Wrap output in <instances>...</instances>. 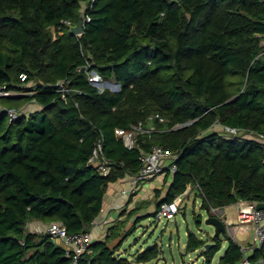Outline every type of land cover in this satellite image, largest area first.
I'll list each match as a JSON object with an SVG mask.
<instances>
[{
	"label": "trees",
	"instance_id": "trees-1",
	"mask_svg": "<svg viewBox=\"0 0 264 264\" xmlns=\"http://www.w3.org/2000/svg\"><path fill=\"white\" fill-rule=\"evenodd\" d=\"M80 15L79 34L60 24ZM85 59L119 89L99 90L76 71ZM63 78L65 99L54 87ZM0 85L33 91L0 96V264H70L61 244L27 223L90 230L108 185L136 173L153 146L175 152L177 169L167 171L172 181L150 215L188 185L199 187L208 216L211 207L264 202V145L214 128L264 132V0H0ZM21 107L30 113L10 121L5 110ZM155 113L164 121L147 123ZM139 122L155 130L129 149L115 130ZM100 137L111 164L105 176L88 164ZM140 210L128 212L135 217L128 230L125 221L110 226L76 264L158 258L157 243L129 256L118 251L145 217ZM186 236L187 250L206 242ZM226 239L217 264H238L240 246ZM221 242L213 237L203 251L206 264ZM249 258H264V247Z\"/></svg>",
	"mask_w": 264,
	"mask_h": 264
},
{
	"label": "built area",
	"instance_id": "built-area-1",
	"mask_svg": "<svg viewBox=\"0 0 264 264\" xmlns=\"http://www.w3.org/2000/svg\"><path fill=\"white\" fill-rule=\"evenodd\" d=\"M85 21H89V18L87 17ZM60 24L67 26L69 29L74 25L70 19H61ZM76 71H83L87 80L99 90H102L105 87H108L111 90L119 89L118 83L104 81L101 75H99L91 67V63L87 59H85V61L76 68ZM20 79L24 81L25 76L20 75ZM69 85L70 80L63 78L55 82L54 87L61 93V97L65 99L66 93L70 91ZM28 86H33L36 88V85H31V83L27 84L26 87ZM32 92V90L25 91L22 89H8L6 85H0V96L15 97L31 94ZM5 111L7 112L10 121L18 118L22 113H30L29 108L23 107L7 108ZM156 118L159 121H164V118L157 113L149 115L147 119L153 120ZM214 128L227 137L233 138L240 136L242 138H250L264 145V132H254L247 129L221 124H215ZM149 131L150 130L147 129L141 122L137 124H131L130 129L128 130H123L121 128H116L115 130L116 134L122 137L124 145L129 149L138 146V136ZM175 157V152L171 150H164L160 146H153L150 151L141 153L139 156L140 168L136 173L130 176L129 187L121 189L120 195L128 198L135 193L137 184L140 181L151 179L154 176L166 171L175 172L177 169L174 163ZM166 162L168 164H165ZM88 164L96 166L97 171L104 176L109 173L111 164L110 161L103 155L102 137L96 140L94 148L88 159ZM257 203L258 202L255 201H239L236 203L237 221L240 224L239 228L241 229L242 226L249 225L253 232L252 241L249 244L240 245V252L242 254L240 264H264V258H249V252L253 251L255 248L264 247V209H256ZM180 205V197H175L173 201L170 202L163 201L160 203L158 208L157 217H163L167 221L172 220ZM211 212L225 222L224 217H222V207H211ZM95 223L96 221H92L90 226H93ZM225 224L226 230L230 234L234 233L236 227L238 228V226H235L232 222L226 221ZM34 231L47 232L55 242L59 241V243L64 247L65 255L71 258L70 264H76L79 257L85 250H87L90 243L92 242L90 230L69 233L65 225L55 221L50 222L44 228L42 226H37Z\"/></svg>",
	"mask_w": 264,
	"mask_h": 264
},
{
	"label": "rangeland",
	"instance_id": "rangeland-1",
	"mask_svg": "<svg viewBox=\"0 0 264 264\" xmlns=\"http://www.w3.org/2000/svg\"><path fill=\"white\" fill-rule=\"evenodd\" d=\"M180 126L177 125L176 127ZM165 164L168 163L166 162ZM162 175L158 174L151 179L140 181L137 184V197L141 200L138 203L141 204V210L138 214L149 213V216L141 218L134 232L127 237L128 239L127 241L125 240L126 242H124L123 246L128 250L129 254H135L157 243L160 253L158 258L137 264H206L204 261L203 246L194 250L186 249L187 232H192L195 236L205 241H210L214 234V226L205 223L208 213L200 206V196H190L189 199H184V202L181 203L172 220L167 221L163 217L158 218L157 216L150 215L155 210L154 204L156 205V199L152 198L153 190L151 186L159 187L163 191L166 190V186L159 179ZM170 179L171 176L169 175L167 183L170 182ZM235 211L236 206L231 207L227 212L233 218H236ZM198 215L201 216L200 222L197 221L196 216ZM222 216L224 217V215ZM234 225H240L237 219L234 220ZM27 229H29V226H27ZM223 233L220 234L223 245L217 252L213 264L218 262L228 242L225 239L227 235Z\"/></svg>",
	"mask_w": 264,
	"mask_h": 264
},
{
	"label": "crops",
	"instance_id": "crops-1",
	"mask_svg": "<svg viewBox=\"0 0 264 264\" xmlns=\"http://www.w3.org/2000/svg\"><path fill=\"white\" fill-rule=\"evenodd\" d=\"M30 106H31L30 108H32V109L38 108L36 105H30ZM147 123H152V119L151 120L148 119ZM147 129H149L150 131L155 130L154 128H152V126H147ZM160 174H163L162 176H160L159 179L166 186V190L163 191L159 187H154L153 185L151 186V189L153 190V197L152 198L156 199V201L158 199L162 198L166 194V191L169 187V184L172 181V176H171V174H168L167 171L160 173ZM169 175L171 176V179H170V182L167 183ZM130 176L131 175L120 178V179L116 180L115 182H112L108 185V187L104 193L102 209H101L99 215L93 220V221H96V223L93 226H91V228H90V237H91L92 241L104 240L106 238V235L108 234V228L110 226L117 224L118 221H125V225L122 228V232L128 230L129 227L131 226L135 217L134 216L129 217L128 212L132 208L137 206L138 203L141 202V200H139L140 198L138 199V197H137L138 187H136V191L134 194L131 195V197L129 196L128 198H125V197L120 195L121 189L129 187ZM197 195L200 196V198L202 200V197H201L202 195L200 193L199 187H197V185H188L186 187V189L183 191V193L176 196V197H180L181 203H183L184 199H189L190 196L195 197ZM194 201H195V198H194ZM154 206H155V204H154ZM235 206H236V203L222 207V210L224 209L223 215H224L225 222L228 221V222L234 223V220L237 219V210L235 211L236 212V218H233L227 212L231 207H235ZM226 209H227V211L225 212ZM148 214L149 213H145V214H141V215L146 216ZM27 226H29V230L33 231L37 226H42V224L36 220H32V221H29L27 223ZM235 226H238V228L237 227L235 228V231L233 234H230L229 232H227V230L225 231L226 233L224 232L223 234L230 236L235 242H237L239 244V246L244 245V244H249L253 238V232H252L251 227L249 225L248 226H242L240 229L239 228L240 225H235ZM127 239H126V241H127ZM126 241H124V242H126ZM124 242H123V244H124ZM57 243H59V241H57ZM205 243H213V237L210 239V241L207 240ZM222 245H223V240L221 242V247H222ZM226 247H227V245H226ZM226 247H225V249H226ZM118 251L123 253L125 256L133 255V254H129L128 250L126 248H124L123 245L120 248H118ZM251 252H249V254ZM216 254L213 256L210 264H213L215 262ZM241 258H242V254H241ZM238 264H240V261Z\"/></svg>",
	"mask_w": 264,
	"mask_h": 264
},
{
	"label": "water",
	"instance_id": "water-1",
	"mask_svg": "<svg viewBox=\"0 0 264 264\" xmlns=\"http://www.w3.org/2000/svg\"><path fill=\"white\" fill-rule=\"evenodd\" d=\"M82 31H83V16L80 15L78 17L76 23L70 27V32L74 33V34H79ZM256 209H264V202H258L256 204ZM205 223L211 224L214 226L213 237H216V236L219 237L221 233L226 231L225 222L221 218H219L215 215L207 216V218L205 219ZM211 244L212 243H205L203 246L204 250L207 251Z\"/></svg>",
	"mask_w": 264,
	"mask_h": 264
}]
</instances>
